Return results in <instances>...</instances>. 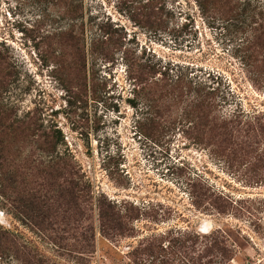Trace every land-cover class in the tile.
<instances>
[{
    "label": "rangeland",
    "instance_id": "374dc122",
    "mask_svg": "<svg viewBox=\"0 0 264 264\" xmlns=\"http://www.w3.org/2000/svg\"><path fill=\"white\" fill-rule=\"evenodd\" d=\"M211 3L0 0V264H264L254 153L231 167L186 132L190 97L169 106L137 84L170 68L219 89L211 115L264 111V0ZM8 121L38 129L5 135ZM41 133L69 174L45 176ZM102 198L135 215L126 232L102 234ZM214 237L224 263L203 250Z\"/></svg>",
    "mask_w": 264,
    "mask_h": 264
},
{
    "label": "trees",
    "instance_id": "16d2710c",
    "mask_svg": "<svg viewBox=\"0 0 264 264\" xmlns=\"http://www.w3.org/2000/svg\"><path fill=\"white\" fill-rule=\"evenodd\" d=\"M203 2L206 4L212 2L211 4L216 8L219 6L218 2H225L224 4L229 6L232 4L233 0H199L200 6L203 5ZM261 27L264 28V25ZM254 42V48L264 49V29L259 35H256V38L254 36ZM145 69L150 74L147 75V79H141V76L137 79V84L142 85L141 90L143 96L152 94L156 96V102H163L165 99L166 101L169 99L168 101L171 104L169 106H179L184 103L187 97L191 98L185 105L186 108H188L186 117L190 122V126H192L189 128L190 131L186 132L193 136L192 140L196 141L198 144L204 143L205 146L211 147L212 153H214L216 157L224 159L231 167H241L243 164L245 165L244 162H246V158L249 159L254 153V163L252 166L256 170L264 171V147L261 150L254 148L260 147V145L264 146V111L246 114L241 109H236V111L228 117L211 115L213 112L217 111L220 103L217 99L219 94L218 88L214 89L203 81L193 80L182 73L176 76L170 75V71H172L170 68H165L164 71L158 69L157 71L154 67L148 66L145 67ZM259 71L261 73L264 72V55L260 61ZM157 72L160 73L161 79L155 77ZM212 81H214V79H212ZM253 84L257 89L264 88V79H255L253 80ZM5 118L10 120L7 116ZM13 124L14 122L11 121L4 124L3 130L5 135L19 132L29 136V133H33L38 129V127L34 129L36 124L32 126L29 122H20L16 126ZM41 134L43 138V149H41V153L46 157L44 158V160H46L44 161L40 155L39 160L41 159L43 163L38 162L39 166L42 171H45V176L53 175L58 176L57 178H61L60 176L62 174L69 172L68 166L60 164L62 162L60 155L55 156L56 144L52 142L51 135L45 133ZM51 176L47 178L51 179ZM256 180V183L259 182L262 180V176H257ZM65 183L66 186H70V188L73 187V183L67 181H65ZM48 184L49 180H46L43 184H39V186L55 185L54 182ZM57 186L61 187L60 184H57ZM66 186L62 187L60 191H64ZM224 197L225 199L223 198V194L215 197V199L221 200L223 204H225V207L220 206V208H223V211H219L221 214L225 213L226 204L227 206L230 205V203H228L229 198L226 196ZM134 217L135 215L132 214L131 211H128L127 214H121L116 209L114 203L110 201L107 202L103 198L99 201V225L102 234L105 236L126 232L129 222ZM203 235V238H208L205 234ZM200 236L201 235L196 234L195 237L198 239ZM188 239L192 240L190 238ZM210 239L213 240V238ZM195 240L196 239H194V241ZM3 243H12V239L8 237L6 233H0V252L2 255ZM185 243H187V241L184 242V244ZM203 250L207 254H210L212 258L221 259L223 263L228 261L230 256V250L227 249L222 241L218 242V237H214L213 241L208 242Z\"/></svg>",
    "mask_w": 264,
    "mask_h": 264
}]
</instances>
